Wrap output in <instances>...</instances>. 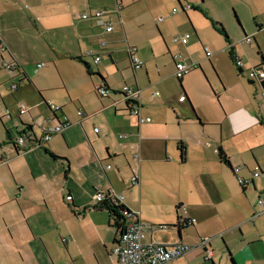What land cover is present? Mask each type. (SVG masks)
<instances>
[{
	"label": "crops",
	"instance_id": "obj_1",
	"mask_svg": "<svg viewBox=\"0 0 264 264\" xmlns=\"http://www.w3.org/2000/svg\"><path fill=\"white\" fill-rule=\"evenodd\" d=\"M153 1L0 0V43L5 47L0 51L1 67L4 68L3 62L19 66L14 69L19 80L28 79L30 82L21 68L20 53L29 46L26 41L32 26L43 39L45 47L41 46V49H46L44 54L54 62L62 85L52 95L45 94L42 87L34 85L39 94L42 91V99L39 100L33 98L35 94L28 87L20 88L17 83L15 103L9 105L4 102V111L10 120L2 122L5 139L0 137V264H116L111 253L116 232L111 227L110 215L107 210L98 208L93 200L95 192L108 190L119 191L117 194L123 196L122 205L141 220L157 225H173L181 220L182 215L175 207L184 205L187 216L195 221L182 224L180 236L176 234V226L158 228L147 235L149 240L166 245L181 242L193 247L197 244L189 242L195 233L207 236L204 219L215 215L222 218L231 216L233 221L227 245L224 242L225 254L217 264H264V207L257 204L258 198L264 200L263 86L247 77L246 84L240 81L246 99L250 100L244 104L239 102L230 110L223 103H220L221 109L212 104L215 98L209 99V92L205 94L208 107L198 105L190 89L196 81L195 85L203 90L200 71H205L203 62L194 59L192 53L195 47H199L198 43L204 51L207 46L202 45V36L193 25V39L187 40L186 44L178 43L181 50L174 49L183 51L181 55L173 54L167 47L168 59L174 66L163 74L159 71L152 84L150 74L158 68L153 45L149 39L131 31L130 25L138 21L141 24V20L146 19L147 9L139 10L136 5L144 3L150 6ZM176 1L178 10H171V13L186 12L190 22L189 10H182V6L189 2ZM198 1L203 3L205 0ZM237 1L256 18L252 35H249L252 42L245 41L249 49L243 41H230L227 33L226 38L217 29L221 24L209 17V11L200 5L189 4L208 16L225 42L231 43L234 57L243 63L241 68L235 65L237 76L242 77L246 75V69L264 65V0ZM24 2H28V7ZM192 8L190 11H194ZM97 9L109 11L106 17L113 23L111 32H105L94 19L80 18L82 12ZM149 10L153 13L151 7ZM162 30L168 34L167 24ZM101 41L105 44L101 45ZM253 44L256 46L254 52L251 51ZM130 46L136 47V55L143 61L140 69H133L131 65L127 55ZM37 48L40 49L39 46ZM120 52L126 53L133 75L124 76L125 71L121 74L123 79L113 81L111 78L118 71L116 63L124 59ZM227 54L235 64L229 56L228 43ZM97 55L100 59L95 62L93 58ZM72 56H83L90 65V71L100 74L103 79L87 74L82 63ZM63 61L79 66L66 70L70 74L67 75L60 69ZM177 62L191 64L192 69L200 70L181 79L180 91L172 89L171 83ZM122 69H125L123 65ZM142 71L148 84L143 80ZM122 81L141 89L138 99L140 113L150 117L149 122L139 123L127 111L125 96L120 87L115 86ZM167 82L169 90L164 89L161 97L152 98L153 88ZM101 83L111 90L113 97H98L99 101L93 98L91 88ZM214 92L219 103L220 93ZM48 102L59 105L61 110L52 112L46 104ZM245 106L249 109L238 114L237 111ZM20 108L27 111L21 113ZM78 110L83 112V116H78ZM4 111L0 108V118ZM38 112L45 114L42 124L36 117ZM13 116L20 123L30 125L29 130L36 137L48 126L65 120L69 124L39 146L33 147L28 142L20 148L14 144L17 133L14 137L12 129L16 128L19 133L24 128L13 121ZM36 126H40V134ZM181 142L185 147L183 162L179 151ZM218 147L228 157L231 167L234 168L236 163L243 164L244 168L239 167L238 172L240 177L248 180L247 184L241 186L238 183L237 186V175L219 160ZM249 151L252 161L250 158L240 161L241 156ZM134 154L138 157L134 158ZM109 160L114 161L116 171L111 166L106 168L110 165L107 163ZM126 162L129 166L131 164L132 176L137 177L135 182L133 177L128 178ZM256 168L263 174L253 177L251 174ZM109 170L112 171L108 173ZM183 170L189 172L186 181L177 178ZM150 187L162 188L164 193L146 198L145 189ZM197 247L165 264H205L202 260L216 264L213 250L212 257L206 259L205 249L202 248L204 256L201 258ZM208 247H212L211 241Z\"/></svg>",
	"mask_w": 264,
	"mask_h": 264
},
{
	"label": "rangeland",
	"instance_id": "obj_2",
	"mask_svg": "<svg viewBox=\"0 0 264 264\" xmlns=\"http://www.w3.org/2000/svg\"><path fill=\"white\" fill-rule=\"evenodd\" d=\"M187 1L191 5L192 4L195 6L200 5L202 9H204L205 11H209L208 14L209 17L222 25V27L225 29L226 33L228 34L230 41L234 43L237 41H243L245 47L249 49L248 44L245 42L244 35L245 34L247 36L252 35L251 33L253 31L252 29L255 27L256 18L247 10L246 6L243 3L238 2L237 0H205L203 3H200V1L198 0H187ZM24 5L28 7L29 4L28 2H24ZM149 7L153 9V13L150 12ZM173 7H175L176 9L177 7H179V4L176 0H154L152 4H150V6H147L144 3H139L138 5H136L135 8L139 10L147 9L146 19L141 20L143 22L141 24L140 21H138L134 23V25L132 24L130 25L131 31H134V33L138 35H142L144 38L149 39L151 44L153 45L154 55H156V62L158 63V68L157 69L154 68L153 72L150 74V79L152 84L154 77H158L157 73L159 75V71H161L160 73L163 74L167 71H170L172 65L174 66L172 61H171L172 65L170 64V59H168L170 58L169 53L167 52L168 48H170L173 54L179 53L181 55V53L183 52V51L179 52V50L174 51V49H180V44L174 43L172 41L173 38L180 37L182 34L188 35L189 37L187 40L190 42L194 37V32L191 28V25H193L200 32L202 36V45H206L209 52L211 53L210 57L208 58L205 54L203 46H201L199 43H198L199 47H195L192 53L194 59H198L203 62V67H204L203 70L205 71V73H202L199 69H192L190 73L186 75V77L189 76L191 77L193 76L196 70H199L201 73V84H203L204 86L203 90L200 87L198 88V85H195L196 81L193 82L192 87L190 89L194 101L198 102L199 103L198 105H200L201 107L207 108L208 103L205 102V94H208V92L209 95L207 97L209 99L215 98L212 99L213 102L212 104L215 103L220 109L222 108L220 106V103L221 105L222 103L225 104L227 108L230 110L238 106L239 102H242L244 104L247 101H249L250 99H246L245 90L240 84V81L246 84V80H247L246 75L243 74L242 77L237 76L236 66L231 62L227 54V43L225 42L223 35H221L217 30H215L210 18L197 9L194 11L189 10L187 11L190 18V22H189L185 14L186 12L182 13L179 11L178 13L172 14L171 10ZM209 9H211V11L213 12H211ZM241 9L244 10V13L241 12ZM235 16L237 17L240 24L237 22ZM160 17L162 18L161 21H159ZM165 24H167V28L169 31L168 34L164 33L162 30V27H164ZM161 31L163 34H161ZM26 42L29 44V46L25 47L26 49H24L20 53V59L22 61L21 68L26 72V75L30 79V82L28 79H25L24 81L19 80V74L17 73L16 70L10 72L9 70L2 68L0 64V97L3 98V99L0 98V108L2 111H4L5 108L4 102L10 105L11 102L15 103V98H17L16 95L18 91L10 90V85L12 83H18L20 85V88L28 87V89L35 94L33 98L39 100L42 99L40 97L42 95V91L40 92L41 94L40 95L39 92H37L34 89L33 87L34 85H37L38 87H42V89H44V93L48 95H52L56 93L60 89V87H62L61 79L58 74L57 68L54 65V62L51 59L47 58V56L44 54V50L46 52V49L43 50L41 49V46L45 47V43L43 39L38 35V33L34 31L32 26L30 27V32L28 34V38ZM38 46L40 47V49L37 48ZM255 49L256 46L253 44L251 51L254 52ZM184 53L187 54L186 52ZM119 54H121L120 56L123 57L124 59L116 63V67L118 71H117V75L111 78L113 81L117 79L118 80L123 79L121 74H123L125 71L126 74L124 73V76L133 75L132 70L129 66V60L126 57V53L120 52ZM40 62H44L45 66L40 69H37L36 64ZM212 62H214L215 65ZM122 65L125 67V69H122ZM73 66H76L78 68L79 65L70 61H63L61 65L62 68L60 69H62L61 70L62 72L64 70L65 71L64 73L70 75L68 72H66V70H71ZM140 71L141 70H139L138 72ZM142 74H144V72ZM172 75H173V81H171L173 86L172 89L174 88V90L180 91L178 79L175 77L174 74ZM143 80L145 81L146 84H148L147 77L145 74L143 76ZM124 84L125 82L122 81L120 82V84L119 82L118 84L116 83L115 86L118 88L120 87L121 90V87ZM94 87L95 85H93V87L91 88L93 98L99 101L98 96L94 92ZM168 87H169L168 82L161 83L160 87L159 86L154 87L153 91H157L159 93L155 97L157 98L161 97L164 89L169 90ZM213 89L220 93V100L218 99L220 101L219 103L214 95L215 92ZM113 96L114 94L110 93V97ZM255 97L258 100V97L257 96ZM46 99H50V98H46ZM253 104L256 108V101L253 100ZM246 109L249 108L245 106L239 109L237 113L238 114H240L241 112L245 113ZM33 110L34 109L30 110L31 113L33 112ZM3 114H4L3 117L0 118V137H3V139H5L2 122L3 121L4 123L9 122L10 117L8 116L7 113H5V111ZM37 114L38 115H36V117H39L38 118L39 123L41 124L44 123L45 114L41 112H38ZM254 116L257 117L256 114H254ZM13 121L16 124H19L20 122V120L14 116H13ZM39 127L40 126H36L35 129L40 134L41 130L39 129ZM91 129H93L92 126ZM12 133L14 137H16V133H17L16 128L12 129ZM115 138L119 140L117 136H115ZM245 158H250V160L252 161L253 157L250 151L244 153V155L241 156L240 161ZM123 159L125 162L124 157ZM107 163L110 164L109 166H111L112 170L116 171L115 166L113 164L114 163L113 160H109ZM125 164H127V162ZM127 166L128 167L126 168H128V178L130 180L132 177L131 164L130 166L127 164ZM234 167L244 168L243 164H238V163L234 164ZM98 169L99 172L102 173L100 168ZM111 171L109 170L108 173H110ZM183 171L184 172L182 174H177V178H179L182 181H186L189 178V172L187 170H183ZM235 181L237 186L239 187L237 178H235ZM162 193H164V190L162 188L154 189L153 187H150L145 189L146 198L153 197L156 194L161 195ZM232 221L233 218L231 216L222 218L220 215L212 216L211 219H204L203 225H204V230L207 233V236L203 237L195 233L194 239H192V241L189 243L197 244L200 242L201 238L210 239L212 243V247H211L212 249L209 248V250L211 251L213 250L214 252L213 259L217 264L219 262V258L221 256L224 257L225 254L224 242L227 245L226 242L228 241L230 236L229 229ZM171 228H175V227H171ZM196 250H198L202 258V256H204V254L202 253V247L199 246L197 247ZM202 262L205 264H210V262L208 261L205 262L202 260Z\"/></svg>",
	"mask_w": 264,
	"mask_h": 264
},
{
	"label": "built area",
	"instance_id": "obj_3",
	"mask_svg": "<svg viewBox=\"0 0 264 264\" xmlns=\"http://www.w3.org/2000/svg\"><path fill=\"white\" fill-rule=\"evenodd\" d=\"M192 6L189 3H186L184 6H182V10L187 11L190 10ZM173 12H176L177 9L174 7L172 9ZM109 14V11L106 9H97L91 12H82L80 14V18L82 20H89L94 19L99 25H102L104 27L105 32H111L114 28L113 23L107 19V15ZM162 18H159V21H161ZM188 35H181L180 37H174L173 42L174 43H182L186 44ZM245 41L247 43L252 42V38L250 36H245ZM105 42L101 41V45H104ZM5 50V47L2 43H0V51ZM136 47H128L127 53L131 61V65L133 69H140L143 66V62L137 57L136 55ZM205 54L207 57L210 56V52L205 48ZM94 61H99L100 57L97 55L94 58ZM234 63L237 66V68H241L243 63L240 58L234 57ZM3 67L7 70H14L15 65L13 63H6L3 62ZM45 66L44 62H40L36 64V68H41ZM192 65L184 63V62H177L175 64V72L174 75L177 79H182L186 74L189 73V71L192 69ZM246 71V77L249 81L261 83L264 81V65H259L255 67H250L245 70ZM10 89L16 90L17 89V83H12L10 85ZM95 93L99 98H105L108 97L111 93V90L102 85L97 84L94 87ZM121 93L125 96L126 99L134 100L137 102L136 105L131 107V110L129 111L130 114L136 117L137 121L139 123L143 122H149L151 119L147 116H142L140 113V106L138 104V99L141 95V89L137 86H130L127 84H124L121 87ZM159 93L157 91H154L152 93V96L155 97ZM262 95L264 96V88H262ZM48 108L52 112H58L60 111V106L56 105L54 103H46ZM27 109L20 108L19 112L23 113L26 112ZM78 116H83V112L81 110L77 111ZM65 119V117H64ZM68 121L65 120V122H59L58 124L54 126H48L44 128L42 134L39 137H36L28 130H21L17 134V137L14 140V144H16L17 147H24L27 145L28 142L31 143V146L36 147L39 146L43 141H48L49 138L58 132H61L67 125ZM97 131V128L94 129ZM119 137H122V135H119ZM138 155L134 154V158H137ZM107 169L110 168L109 165L106 167ZM253 172L252 176L256 177L259 176L263 172L258 171L259 169ZM233 173L237 175L238 183L243 186L244 184L248 183L247 179H244L243 177H240L238 175L239 167H234ZM132 181L135 182L137 180V177L135 175L132 176ZM109 196L110 200L112 202H115L117 204L122 205V199L123 196L121 194H117L111 190H109ZM106 193L105 192H95L93 196V200L95 201V204L98 206L100 203L104 202L106 199ZM71 196H68V199H70ZM257 204L261 207H264V200L261 198L257 199ZM129 210V209H128ZM178 211L182 215L181 220H187L188 223H193L195 219L189 218L187 216V208L184 205L178 206ZM122 221H121V228L116 235L115 242L111 248L112 255L116 258V264H165L175 258H178L182 256L185 252L191 250L193 247L201 246L205 249V258L210 259L212 257V251L209 250L208 245L210 244V239L201 238L200 242L197 243L195 246H191L188 244H183L181 242H177L175 244L166 245L163 243L155 242L152 240H149L147 235L149 232H153L157 230L158 228H164L163 225H157L148 221L141 220L137 217V214L132 213L129 211L121 212Z\"/></svg>",
	"mask_w": 264,
	"mask_h": 264
},
{
	"label": "trees",
	"instance_id": "obj_4",
	"mask_svg": "<svg viewBox=\"0 0 264 264\" xmlns=\"http://www.w3.org/2000/svg\"><path fill=\"white\" fill-rule=\"evenodd\" d=\"M179 1V0H178ZM192 9L196 10L198 9L197 7H193ZM237 22L240 24V22L238 21L237 17L235 16ZM216 27V26H215ZM217 29L227 38V35H226V32H225V29L220 25L217 27ZM227 43H228V47H229V56L231 57V59L234 61V54L232 52V45L231 43L227 40ZM73 59H76L78 61H80L85 69V71L87 72V74L89 75H97L99 76V78L103 79V77L98 74V73H94V72H91L90 71V65L87 61H85L83 59V56H72ZM263 65V64H261ZM17 69L18 67L15 66ZM192 70V69H191ZM180 81L181 79H178V82H179V85H180ZM102 84V83H101ZM263 88H264V81L261 82ZM95 92V90H94ZM126 102H127V111L129 112L131 110V107L136 105L137 102L134 101V100H130V99H126ZM61 110V108H60ZM28 129H31V126L30 125H26ZM18 134V132H17ZM184 145L181 143H179V151H180V155H181V161L183 162V156H184ZM218 158L219 160L223 163V164H226L230 167L231 169V172L233 173V167L230 166V163H229V160H228V157L226 156V154L224 153V151L222 150L221 147H218ZM109 190L106 191V199L104 200V202L100 203L97 207L100 208V209H105L108 211L109 215H110V218H111V227L115 229V232H116V235L118 234L120 228H121V221H122V216H121V212H124V211H129L128 208L125 206V205H121V204H117L115 202H112L110 200V196H109ZM178 206H180V204H178L176 207H175V210H178ZM178 224H184V225H187L188 222L187 220H177L175 224L173 225H166L167 227L171 226V227H175L177 226ZM116 239V238H115ZM115 242V241H114Z\"/></svg>",
	"mask_w": 264,
	"mask_h": 264
},
{
	"label": "water",
	"instance_id": "obj_5",
	"mask_svg": "<svg viewBox=\"0 0 264 264\" xmlns=\"http://www.w3.org/2000/svg\"><path fill=\"white\" fill-rule=\"evenodd\" d=\"M18 125L21 126V127H23L25 130L30 131V130L27 128V126H26L25 124H22V123L19 122ZM30 132H31V131H30ZM176 227L178 228L177 231H176V234H177L178 236H180V230L183 228V227H182V224H178ZM176 227H175V228H176ZM164 228H166V226H165Z\"/></svg>",
	"mask_w": 264,
	"mask_h": 264
}]
</instances>
